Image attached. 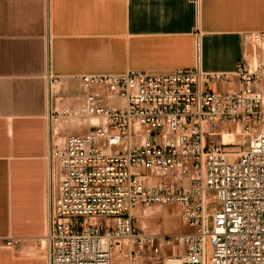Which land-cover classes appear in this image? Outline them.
Returning <instances> with one entry per match:
<instances>
[{
	"label": "built area",
	"instance_id": "2783aa9c",
	"mask_svg": "<svg viewBox=\"0 0 264 264\" xmlns=\"http://www.w3.org/2000/svg\"><path fill=\"white\" fill-rule=\"evenodd\" d=\"M199 49L191 68L74 77L80 95L48 78V264H264V33L229 73L202 70ZM53 119L84 131L59 139ZM153 205L179 207L183 230L138 227Z\"/></svg>",
	"mask_w": 264,
	"mask_h": 264
},
{
	"label": "crops",
	"instance_id": "0c3cea01",
	"mask_svg": "<svg viewBox=\"0 0 264 264\" xmlns=\"http://www.w3.org/2000/svg\"><path fill=\"white\" fill-rule=\"evenodd\" d=\"M261 33L264 0H198L197 8L192 0H0V244L20 240L0 245V264H48L39 241L48 227L49 77L64 98L80 95L74 77L82 75L191 68L197 39L202 70L229 73L245 37ZM53 122L59 137L84 131Z\"/></svg>",
	"mask_w": 264,
	"mask_h": 264
},
{
	"label": "rangeland",
	"instance_id": "374dc122",
	"mask_svg": "<svg viewBox=\"0 0 264 264\" xmlns=\"http://www.w3.org/2000/svg\"><path fill=\"white\" fill-rule=\"evenodd\" d=\"M218 85L212 84L210 89L215 90ZM74 132H78L77 130ZM60 139V138H59ZM247 148L246 145L243 147ZM213 192H208L207 196L211 197ZM215 203H209L206 206L207 211H212ZM135 223L138 227L149 232H158L162 234H178L183 230V224L180 218V209L177 206L164 207L153 205L147 208H139L134 212ZM212 219L207 220V228L211 229ZM209 243L207 244V258L209 257Z\"/></svg>",
	"mask_w": 264,
	"mask_h": 264
},
{
	"label": "bare ground",
	"instance_id": "6f19581e",
	"mask_svg": "<svg viewBox=\"0 0 264 264\" xmlns=\"http://www.w3.org/2000/svg\"><path fill=\"white\" fill-rule=\"evenodd\" d=\"M75 124V123H74ZM73 125V124H72ZM53 126H54V128H55V130H58L59 128H60V125L59 126H57V123H55V122H53ZM62 126V125H61ZM76 126V125H75ZM222 135H223V139H224V141H233V139H232V136H231V134H228L226 131H223L222 132ZM60 139L62 138V137H59ZM44 242V241H43Z\"/></svg>",
	"mask_w": 264,
	"mask_h": 264
}]
</instances>
